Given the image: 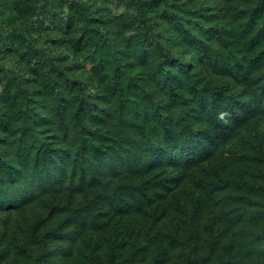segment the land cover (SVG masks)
<instances>
[{
  "label": "rangeland",
  "instance_id": "rangeland-1",
  "mask_svg": "<svg viewBox=\"0 0 264 264\" xmlns=\"http://www.w3.org/2000/svg\"><path fill=\"white\" fill-rule=\"evenodd\" d=\"M248 39L264 48V0H0V63L9 65L0 114L18 126L24 108L27 130L24 155L16 130L2 149L26 163L18 181L0 182V264H31L43 251L40 264H110L112 247L116 264H221L218 253L226 262L227 246L210 253L213 239L233 245L234 264H264V97L259 111L221 107L219 128L210 113L222 96L255 99L264 84L256 53L241 61L251 76L228 65ZM158 109L175 138L170 151L218 144L193 164L175 153L169 188L144 170L130 193L134 154L165 136ZM107 151L120 157L116 167L102 163ZM190 194L203 198L195 230L204 259L181 251L177 207ZM38 216L45 249L28 234Z\"/></svg>",
  "mask_w": 264,
  "mask_h": 264
},
{
  "label": "trees",
  "instance_id": "trees-1",
  "mask_svg": "<svg viewBox=\"0 0 264 264\" xmlns=\"http://www.w3.org/2000/svg\"><path fill=\"white\" fill-rule=\"evenodd\" d=\"M212 35L216 38V40L220 44H223L226 46L225 42L227 40L223 38L219 30H214ZM252 43L253 41L251 39H248L247 41L244 42L243 45L239 46L237 50L234 49V52L236 53L235 60L234 62L228 63L229 67L232 69H235L237 74L240 77H247V76L253 75L251 72H249L243 67V64L241 62L243 60L250 59L252 57V52L256 53V57L258 60L262 61L260 67L264 66V48H262L259 52H257L256 50H252V47L250 46V44ZM165 56L166 57L170 56V53L167 51V54H165ZM158 65L164 71L163 73L166 77L171 75V72L167 70V68H165L163 61H160ZM182 65L185 69L188 68V64H186V62H183ZM8 70H9V65L7 64L6 61L3 63H0V71L2 73L4 72L8 73ZM7 75L8 74H5V76ZM231 95H233L234 98H232ZM231 95L222 96L220 98V103L218 104V106H211V109H210L211 122H213L214 127L219 128L222 125L219 122L221 118V114H222L220 110L221 107H223L224 110L226 109L228 111V110H231L234 103H236L237 105L241 107L242 114H245L247 111L251 109H255V108L257 111H259V109H261L260 103H256V102H257V99H261L264 97V84L255 89L254 91L255 99L252 98V96L247 93H242L240 97H236V93H233V92ZM119 96L122 98L123 101L129 100L126 94L121 93ZM14 99H16L15 95H14ZM259 102H261V100ZM157 112H158L159 118L163 122V125H164L163 133L165 136L160 142L153 141L151 142V144H149V146L152 147L151 149H154V150H150V152L148 153L147 151L145 152L142 150L139 153L136 152L134 154L135 160L131 163L133 164V166L130 167L132 173L130 174V178L127 180L129 185L128 187H126L128 191L130 190L129 191L130 193H132V187L144 181V179H142L139 176V173L143 172L144 170H147V171L157 170L158 172L155 174V177L151 178L150 180L148 179V180L151 182V180L158 179L159 182L161 183L160 184L161 186L169 188L170 183L175 181L176 176H177L176 174L177 170L179 166L181 165L180 160H174L172 158L174 157L175 153H176L175 156H179L184 159L185 164H193L200 157L205 156L213 148V147L209 148L208 150L198 148L193 153H188V151L184 149V150H181L182 154H178V155H177V152L170 151L169 146L170 144H173V142L175 141V138L172 136L173 134H169L170 131L168 129V124L166 123V120H167L166 114H163L160 111V109H158ZM18 114H20V117L22 119L19 122L18 126L17 124L13 125L11 122H9L8 116H6L5 114H0V130H3V133L0 134V182L2 181L3 177H6L8 181H18L19 178L17 177L16 173H18L21 169H23V166L26 163V157H25V161L23 163L22 162L20 163L18 162L17 158L8 159L6 153H4L5 151L4 145L7 143L8 138L12 136L10 135V133L15 130L20 133V134L19 133L14 134L17 139V144H16L17 148L15 150L17 156H19L20 158L22 154L24 155L25 153L24 151H26L27 146H26V142L24 141L25 138L23 137L25 135V130H26L24 128L25 123L23 120L25 109L24 108L19 109ZM59 116L63 120L64 114L59 112ZM178 120L180 121L183 127L190 129L191 125H189L186 118L182 115V111H180L178 114ZM63 125L65 124L63 123ZM136 130L139 131L141 134L144 133V128L140 126L139 124H137ZM84 144L85 145L88 144L87 139H85ZM217 144H218V141H216L215 145H213L214 148L216 147ZM102 161H103L102 163L104 164L109 163L113 165L114 167H116L119 161H121V159L120 157L113 159L111 157V152L107 151L102 156ZM159 168L161 169L159 170ZM151 177H153V175H151ZM127 193L128 192L120 190L118 192L116 191L115 195L118 196L119 201L122 202L123 200H125V202H128L129 199H127ZM188 198H189L188 203H184L177 207L178 219H179V222L183 225V228L186 234L185 241L182 243L181 251H182V254L194 256V257L197 256L198 259L202 257V259H204L203 258L204 256H201V254H199V246H198L199 235L195 230V217L197 216L198 209L203 203V198L200 194H190ZM136 202H139V200H137ZM42 221H43V218L38 216L37 219H35L34 222L30 225L28 229V234L31 239L38 242L40 246L43 249H45L46 247L45 237L39 232V227ZM209 231H214L212 226H209ZM223 241H224L223 239L222 241L216 240V239L209 240L207 247L210 253H214L215 251L220 250L221 244L224 250H225V246H227L228 258L226 262H225V259L220 257L219 253H218V256L216 257V260L219 261L221 264H225V263L234 264V258H235L234 247L231 243H228V242L223 243ZM161 248L162 246H159L158 251H160ZM115 255H116V251L114 247H112L107 253L108 261L110 264H116ZM44 257H45V253L43 251L42 253L38 254L37 256L33 258L31 264H40L42 260L44 259ZM235 263H236V258H235Z\"/></svg>",
  "mask_w": 264,
  "mask_h": 264
}]
</instances>
